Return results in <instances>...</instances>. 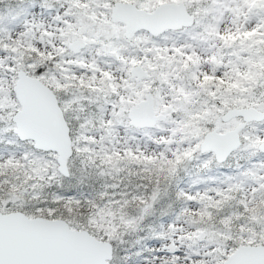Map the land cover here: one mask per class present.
<instances>
[{
    "label": "snow or ice",
    "instance_id": "obj_1",
    "mask_svg": "<svg viewBox=\"0 0 264 264\" xmlns=\"http://www.w3.org/2000/svg\"><path fill=\"white\" fill-rule=\"evenodd\" d=\"M0 264H264V0H0Z\"/></svg>",
    "mask_w": 264,
    "mask_h": 264
}]
</instances>
